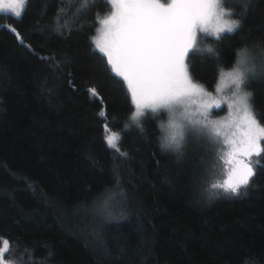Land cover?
Listing matches in <instances>:
<instances>
[{
  "label": "trees",
  "instance_id": "1",
  "mask_svg": "<svg viewBox=\"0 0 264 264\" xmlns=\"http://www.w3.org/2000/svg\"><path fill=\"white\" fill-rule=\"evenodd\" d=\"M82 4L30 0L20 18L0 12L5 261L264 264V154L251 157L255 176L238 194L212 188L223 176L217 140L194 129L170 146L159 127L164 110L131 121L128 86L91 39L110 4ZM224 7L240 27L219 39L198 31L188 74L212 90L236 53L254 46L262 57L243 88L264 126V0Z\"/></svg>",
  "mask_w": 264,
  "mask_h": 264
},
{
  "label": "snow or ice",
  "instance_id": "2",
  "mask_svg": "<svg viewBox=\"0 0 264 264\" xmlns=\"http://www.w3.org/2000/svg\"><path fill=\"white\" fill-rule=\"evenodd\" d=\"M114 11L107 18L98 19L102 25L101 36L95 41L96 47L107 58L111 72L127 82L135 105L131 120L144 115L145 109L157 112L160 109L172 110L184 98L192 94L208 95L202 86L194 83L184 62L189 50L197 43V31L214 35L217 39L223 33L235 32L239 23L230 18L233 13L224 7L225 0H107ZM30 0H0V12L16 18L22 17ZM83 0L81 11L87 7ZM227 18V19H225ZM223 19V26H213V22ZM15 31V29H12ZM19 35V34H17ZM21 41L23 38H20ZM233 71L222 73L231 79L235 86L236 103L242 107L246 127L242 139L233 152L249 157L243 165V172L237 182L225 181L213 184L212 188H222L225 192L238 194L250 184L255 176L251 157L264 154V126L256 119L251 106V94L242 91L252 73L253 55L247 50L236 53ZM90 96L97 98L95 87L88 89ZM219 106V105H218ZM231 106V105H230ZM105 116L106 113H101ZM164 127V126H162ZM176 129L171 123L167 126ZM105 130L108 131L107 125ZM170 146L179 147L183 131H173L168 137ZM116 134L106 137V142L116 148ZM230 143L235 144L234 141ZM10 250L7 240L0 247V264Z\"/></svg>",
  "mask_w": 264,
  "mask_h": 264
},
{
  "label": "rangeland",
  "instance_id": "3",
  "mask_svg": "<svg viewBox=\"0 0 264 264\" xmlns=\"http://www.w3.org/2000/svg\"><path fill=\"white\" fill-rule=\"evenodd\" d=\"M111 11H114V9L110 5V10L99 19L107 18L111 14ZM230 19L234 20L232 17ZM213 26H223V19L219 22L214 21ZM101 31L102 25L97 23L94 33L91 36L95 46V41L100 38ZM244 49L249 50L253 55V64H251L250 67H252L253 70L259 68L256 66L259 64L258 62L262 57L260 51L256 50L254 46L244 47L241 50ZM235 62L220 72L212 90H206L198 81L192 80L194 83L202 86L208 95L194 93L184 98L183 102L172 110L160 109L164 110L165 115L159 122L164 140L168 141L166 137L173 131H183V140H186L190 133L195 134L194 132L196 131L202 133V136H212L217 140L220 151L219 157L222 160L221 167L223 169L221 184H224L225 181L232 183L237 182L240 174L244 170L243 165L249 160V157L242 155L240 152H233L234 147L238 146L242 139V133L246 124L244 122L243 109L236 103L235 86L231 83V79L226 75H222V73L233 71ZM243 87L242 85V91L247 92ZM132 104L133 109L130 117L133 116L135 111L133 99ZM222 106L223 109L218 111V108ZM146 110L150 109H145L144 111ZM215 110H217V112H215ZM141 117L136 121H131L138 123ZM171 123L179 127L176 129L168 128L167 126ZM194 129L196 131H193ZM230 141H234L235 144L230 143Z\"/></svg>",
  "mask_w": 264,
  "mask_h": 264
}]
</instances>
